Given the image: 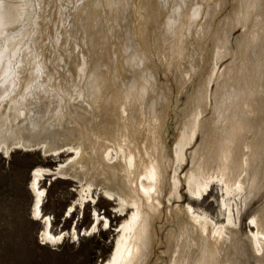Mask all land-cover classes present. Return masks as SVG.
I'll return each instance as SVG.
<instances>
[{"label": "bare ground", "instance_id": "6f19581e", "mask_svg": "<svg viewBox=\"0 0 264 264\" xmlns=\"http://www.w3.org/2000/svg\"><path fill=\"white\" fill-rule=\"evenodd\" d=\"M14 149L67 154L32 169L33 217L62 235L49 244L82 234L44 211L56 174L80 183L76 210L100 189L125 213L106 264H151L159 229L162 264H264V0H0V153ZM215 185L223 219L182 202ZM91 214L83 235L112 228Z\"/></svg>", "mask_w": 264, "mask_h": 264}, {"label": "rangeland", "instance_id": "374dc122", "mask_svg": "<svg viewBox=\"0 0 264 264\" xmlns=\"http://www.w3.org/2000/svg\"><path fill=\"white\" fill-rule=\"evenodd\" d=\"M159 77L166 80V75L163 72L160 73ZM182 97L186 100L185 93L182 94ZM183 102L182 100L180 105ZM168 116L167 141L169 144H173L177 122L174 119L173 108H170ZM66 156L67 154L46 156L39 149L31 151L14 149L8 156L0 153V264H106L125 213L119 211V207H115L118 205V201H108L102 197L100 189H98L99 192L95 193L97 195L96 201L88 202L86 206L79 205L76 210L74 204L80 196V183L47 175L42 180L43 187L46 186L44 211L53 216V231L68 230L74 224L77 225L82 234L79 239L69 235L57 244L44 243L40 239L44 223L33 217L32 214L34 201V193L30 189L32 169L37 165L56 168V163L60 159H65ZM187 169L185 168L184 172ZM182 192L184 195L182 202L186 203L191 200L197 208L207 209L219 220L223 219L220 215L219 199L221 198L220 195L222 196V191L219 185L214 186L209 196L205 192L201 197L192 195L186 187L182 188ZM192 196L196 197L192 199ZM203 196L206 198L203 199ZM94 207H97L102 215L110 218L112 228H109L110 225L106 227L107 230L100 227L98 232L83 235V230L90 227L93 222L94 216L91 213ZM67 209H72L70 214ZM244 210L246 211L243 212L245 214L243 216L246 218L245 222L251 209L248 207ZM71 213H73L72 216ZM165 217L164 214L163 221H165ZM162 220L157 222L158 229L163 222ZM247 224L244 223L243 228H246ZM158 237L159 242L156 244L157 246L155 245L157 250L154 248V252L157 254L153 252L151 264H162L164 260H169L167 253H163L165 246L160 241L162 239L161 229L158 230Z\"/></svg>", "mask_w": 264, "mask_h": 264}, {"label": "snow or ice", "instance_id": "6c2138e0", "mask_svg": "<svg viewBox=\"0 0 264 264\" xmlns=\"http://www.w3.org/2000/svg\"><path fill=\"white\" fill-rule=\"evenodd\" d=\"M37 215H39V214L37 213ZM40 239L44 243H47V242H53L54 243L55 241L62 239V235L61 236H52L51 233H47L46 235L41 236Z\"/></svg>", "mask_w": 264, "mask_h": 264}, {"label": "water", "instance_id": "95a60500", "mask_svg": "<svg viewBox=\"0 0 264 264\" xmlns=\"http://www.w3.org/2000/svg\"><path fill=\"white\" fill-rule=\"evenodd\" d=\"M55 168V167H54ZM56 175V174H55ZM55 175H53V176H55Z\"/></svg>", "mask_w": 264, "mask_h": 264}]
</instances>
